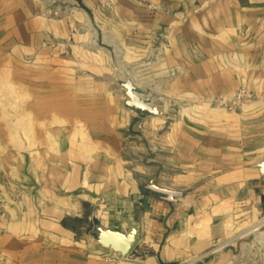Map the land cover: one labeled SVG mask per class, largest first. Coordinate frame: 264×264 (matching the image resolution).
Segmentation results:
<instances>
[{"label": "crops", "instance_id": "crops-1", "mask_svg": "<svg viewBox=\"0 0 264 264\" xmlns=\"http://www.w3.org/2000/svg\"><path fill=\"white\" fill-rule=\"evenodd\" d=\"M56 3L0 0V264H261L264 0ZM97 226L139 246L106 260Z\"/></svg>", "mask_w": 264, "mask_h": 264}, {"label": "water", "instance_id": "water-1", "mask_svg": "<svg viewBox=\"0 0 264 264\" xmlns=\"http://www.w3.org/2000/svg\"><path fill=\"white\" fill-rule=\"evenodd\" d=\"M122 88L126 91L127 101L125 106L130 110L152 117H159L163 114L158 108L152 107L149 99L142 97L144 96V91L135 87L131 81L123 82ZM257 168L260 169L261 177L264 178V162L258 165ZM146 189L162 195L166 201L171 203L177 202L179 198L184 197V193L159 187L156 181L146 185ZM95 234L102 247L121 254L125 259L129 258L137 249L141 237V231L137 227L131 228L128 233H121L97 226Z\"/></svg>", "mask_w": 264, "mask_h": 264}, {"label": "built area", "instance_id": "built-area-1", "mask_svg": "<svg viewBox=\"0 0 264 264\" xmlns=\"http://www.w3.org/2000/svg\"><path fill=\"white\" fill-rule=\"evenodd\" d=\"M49 3L51 9L48 10V14H56L60 12V7H55L57 5L56 0H45ZM154 10H157L154 6H151ZM253 98V93L247 87H241L236 92L232 94L230 98H225L223 96H219L215 100V105L218 108L225 109L228 111H238L246 101H249ZM255 232L258 233L255 238V242L258 246V250L263 253L264 252V220L258 224V226L254 229ZM106 260L113 259L117 263L123 260L124 258L119 253L113 252L111 255H105ZM264 264V261L261 263Z\"/></svg>", "mask_w": 264, "mask_h": 264}]
</instances>
